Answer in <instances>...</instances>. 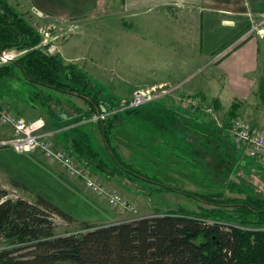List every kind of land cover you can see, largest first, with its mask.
<instances>
[{
  "label": "trees",
  "instance_id": "obj_1",
  "mask_svg": "<svg viewBox=\"0 0 264 264\" xmlns=\"http://www.w3.org/2000/svg\"><path fill=\"white\" fill-rule=\"evenodd\" d=\"M40 43V34L5 0H0V52L24 51L0 65V83L21 75L28 84L46 91L48 97L53 93L76 95L89 106L90 114L109 113L97 125L116 166L129 179L140 178L159 186V191L171 190L142 177L123 160L115 145L118 112L133 113L138 107L102 110L101 90L89 75L79 66L64 62L60 55L43 51L38 47ZM262 58L259 51L261 62ZM259 71L256 95L263 100L264 83ZM212 103L215 109L220 108L217 99ZM238 107V102L232 103L227 112L229 119L216 133L226 135L228 122ZM68 151L96 175H117L86 139H72ZM202 172L212 192H189L186 196L208 208L192 211L178 207L105 225L77 222L48 199L9 178L10 185L28 192L32 201L9 198L8 192L0 189V264H264V197L232 182L217 183L213 171ZM55 218L68 224L77 222L81 229L57 235Z\"/></svg>",
  "mask_w": 264,
  "mask_h": 264
},
{
  "label": "crops",
  "instance_id": "obj_2",
  "mask_svg": "<svg viewBox=\"0 0 264 264\" xmlns=\"http://www.w3.org/2000/svg\"><path fill=\"white\" fill-rule=\"evenodd\" d=\"M5 1L16 12L20 3L23 7L27 6L28 11L35 15V19L46 16L47 19L57 22L65 20L76 22V25H79L77 30L72 31L71 36L64 43L56 45V54L60 55L64 62L82 68L95 82L97 88L105 85L114 93L118 91L125 98L137 87L162 84L177 86L183 83L182 86L179 85L174 95L169 97L168 102L172 105L171 113L179 116L182 122L192 117L194 112L180 109L177 99L179 96L193 95H206L212 100L217 99L223 111L228 110L232 103L238 102L236 114L247 120L251 119L258 125L264 121V99L260 100L256 95L259 68L264 83V31L262 37L258 35L249 37L227 53L215 66L208 68L207 70L211 69L209 76L205 73L207 70L202 76L192 80H188L189 76L186 75L190 69V72L194 70L196 72L200 68L206 69V65L210 64V59L217 50L242 35L246 31L244 28L248 26V16L264 11V0H21L17 3L16 0ZM21 17L30 25L29 16L22 14ZM124 19L135 21L138 26L140 24L141 26L137 28L139 32L149 31L159 34L161 39L157 37L155 40L149 33L146 34H149L150 38L146 35V39L140 35L132 38L127 30L130 27L123 26ZM223 21H230L232 24H224ZM90 27H101L103 35L99 53L93 49L84 50L79 45V38L75 39L88 33L87 29ZM72 39H75L73 44L75 46L69 44ZM130 40L140 42L142 45L145 42L144 45L149 46L155 43L153 49L156 50H153L151 64L157 56L165 57L164 61L168 57L171 70H167L168 73L164 72V75H161L164 70L159 71L157 73L159 75H156L158 79L147 80L145 84L139 82L126 84L119 74L115 76L117 81L112 82L110 79L113 78L115 69L111 66L115 68L122 66L120 57L127 56V49L134 48L135 42L127 43ZM163 44V48L167 46L166 50H158L159 45ZM259 51L263 57L262 62L259 60ZM131 52L129 51V54ZM23 83L30 85L25 81ZM14 93L16 94L13 81L0 83V99L11 105L21 117L28 122L41 118L47 125L50 124L41 116L39 109L25 108L21 105L19 96H14ZM51 95L50 97L55 100L62 96L65 98L69 108L71 107L70 115L77 122L60 130L78 124L87 126L90 132L100 131L97 123L90 121L92 114L89 113V106L81 98L61 93ZM102 110H105L104 106ZM51 127L50 124L49 128L53 130ZM60 130H53L55 131L54 147L68 150L71 141L60 142V138L56 136ZM118 131L120 132V129ZM77 134L91 145L87 133L78 131ZM121 137L128 138L125 133H120L119 136L115 134V143L119 148L122 147L120 141L123 142ZM1 151L4 152L0 153L2 176L24 184L70 214L76 221L105 225L135 219L129 216V212L118 213L108 210L109 207L91 194L80 181L69 178L56 163L41 154L21 153L11 148H2ZM109 166L113 167L112 164ZM107 178L109 176H99L107 188L117 192L120 189L127 201L132 204L134 201L138 202L140 195L123 191L115 178Z\"/></svg>",
  "mask_w": 264,
  "mask_h": 264
},
{
  "label": "rangeland",
  "instance_id": "obj_3",
  "mask_svg": "<svg viewBox=\"0 0 264 264\" xmlns=\"http://www.w3.org/2000/svg\"><path fill=\"white\" fill-rule=\"evenodd\" d=\"M18 1L21 0H16V3ZM13 5H15V2H13ZM16 10L17 13L19 12V15L22 16L23 14L31 18L29 21L30 26H32L34 30L38 31L41 36V40L45 37L39 30L48 31L51 39L46 38V43L49 42V44L55 46L64 43L65 40L71 36V32L79 26L78 24L76 25V22L74 21L70 22L69 20H65L57 22L56 20L47 19L46 16L35 19V15L33 16L32 13L28 11V7H23L21 3ZM123 26L127 28L130 27L127 30H129L128 35L132 38L140 35L146 39L145 35L150 38L149 34H151L153 39L156 40L157 37L159 40L161 39L160 36H158L159 34L149 31L145 33L139 32L137 28L141 25L139 24L138 26L135 21L124 19ZM248 27L249 26L244 28V30ZM87 30L88 33L83 36L75 37V39L79 38V45L82 46L84 50L93 49L97 50L99 53V50L102 47L103 35L101 27H90V29L88 28ZM75 39L70 40L69 44L73 45L75 43ZM130 42L134 43L135 40L127 41V43ZM144 43L145 42H143L142 45L140 42H135L133 48V50L136 49L135 51L127 49V56L120 57L122 66H116V68L111 66L115 69L113 78L110 79L112 82L117 81L115 76L119 74L124 79L126 84L132 82L145 84V81L147 80L158 79L156 75H159L157 74L159 71L164 70L161 74L164 75V72L168 73L167 70H171L168 57H166V60L164 61L165 57L157 56L151 64L152 55H154L153 50H156L153 49V45L155 43H153L152 46L144 45ZM159 46L160 48L158 50H166L167 46L163 48L164 44ZM224 49L221 48L220 50H217V53L223 51ZM56 50L57 49L53 47L51 51H48V53L56 55ZM129 51L132 52L129 54ZM214 56L215 55L213 54L210 59V64L208 63L206 65V69L200 68L196 72L195 70L190 72V69L186 74L189 76L188 80L202 76L205 70L215 66V64L223 57L222 56L218 60H213ZM148 61H150V63H148ZM163 61L164 64H162ZM209 70L205 71L207 76L210 75ZM19 76V78L13 80L14 91L16 92V94L14 93L13 95L19 96V103L21 105H24L25 108L39 109L41 116L48 120L53 130H60L63 127L75 125L77 123L75 119H72L70 115L71 107L69 108V105L63 96L57 98V100L52 97H48L46 93H43V89L40 90L41 88L39 87L36 88L32 85H26L23 83L25 81L23 77L21 75ZM185 82L186 81H184V83ZM182 84L183 83L177 85L182 86ZM138 88L147 87H137L135 89ZM100 90V98L103 106L106 110H110L109 108H112L113 111H119L124 108L126 103L125 100H128L133 92V90L130 91L127 97L124 98L118 91L114 93L112 89L107 88L105 85L102 86ZM35 94H38V96ZM199 96L201 98V95ZM202 99L205 100L206 103L212 105L214 116L209 114L205 115L196 111L192 117H189V119H185L182 122V119L179 116L171 113L173 112L172 105L168 103L170 98L166 100L164 99L163 101L155 100L143 104L136 108L133 113H126L124 111L118 112V119L114 134L119 136L120 133H125V135L128 136V138L121 137V140H123V142L120 141L122 147L119 148L115 143L121 157L126 163L137 169L142 177H147L154 182L165 184L166 186L172 188L169 191H159V186L146 182L140 178H127L113 162L105 146L102 135H100V131L90 132L87 126L77 124L76 126L68 129L66 128L58 131L56 136L60 138V142L68 143L74 138H79L77 134L78 131L88 134L91 140V146L95 149V151L99 152L100 157L107 162V164H112L113 167L108 166L115 169L114 172H117V175L113 176V178H115L120 188L132 195H140L138 196V198L140 197L138 202L134 201L133 203L135 212H129V216L134 217L135 219L140 218L141 216L150 217L156 212H166L178 207L188 208L192 211H197L198 208L201 207L208 208L207 205L201 203L200 201L186 196L189 192H212L213 189L207 182L209 179L206 175L204 176L202 170L205 172H215L216 176L214 179L217 183L232 182L240 188L246 190L248 193H251L250 191H252L259 194L261 197H264V164L248 157L244 153L243 149L237 146L227 133L226 135L216 133L217 129H221L224 122L229 119L227 117L230 116L227 112L230 107L225 111H223L222 108L215 109L213 107L212 99L206 95L203 96ZM0 104L1 108L9 112L10 115L22 119L26 124L31 123L21 117L16 110L11 107V105L5 102L4 99H0ZM236 115L241 116L240 114ZM200 120L203 122H198ZM215 120L217 121L216 124L214 122ZM36 121L43 123L45 131H53L49 128L50 124L47 125L43 119L37 118ZM248 121L252 125H258V123L252 122L251 119H248ZM211 124L214 126L212 127ZM259 124L263 126L264 121ZM119 129L120 132L118 131ZM11 136V128L8 125H4L0 121V141L5 139L7 140ZM54 140V136L50 137V141L53 144ZM2 148L5 149V147H1L0 149ZM0 153L4 152L1 151ZM90 172L92 177H94L101 186L120 194L124 198L121 194L123 192L120 191V189V192H117L105 186L103 181L99 179V176L102 175H96L92 171ZM0 189L6 190L9 198H23L28 201H32V196L29 195L28 192H23L13 188L10 185L9 178H5L1 174ZM181 190L182 193L185 192V194L180 193ZM104 207L107 208L105 205ZM108 210L123 213L111 208ZM120 216L121 215H119V218ZM53 222L55 225V233L57 235L75 233L81 229V226L77 223L78 221L68 224L60 218H55Z\"/></svg>",
  "mask_w": 264,
  "mask_h": 264
},
{
  "label": "built area",
  "instance_id": "obj_4",
  "mask_svg": "<svg viewBox=\"0 0 264 264\" xmlns=\"http://www.w3.org/2000/svg\"><path fill=\"white\" fill-rule=\"evenodd\" d=\"M223 23L232 24L230 21H223ZM248 26L249 27L242 35L225 46V49L222 48L224 49L223 51L219 53L216 52L213 60H218L222 56L224 57L229 51L233 50L253 35L262 37L264 31V11L257 15H249ZM39 31L45 38L41 40L38 47L47 53L51 51L53 47L56 48L55 45L49 44V42L46 43V38L51 39L48 31ZM23 53L24 51H17L14 49L1 51L0 65L9 63ZM178 88L179 85L169 86L162 84L135 89L128 99L127 104L122 109H133L155 100H166L174 95ZM177 103L180 109L184 111H197L205 115L209 114L214 116L212 105L206 103L205 100L198 95L179 96ZM108 114L107 112L93 113L90 117V121L97 123L98 121L104 120ZM0 121L4 125H8L12 131V136L9 137V139L0 141L1 147L11 148L17 152H37L44 158L56 163L69 178L80 181L91 194L104 202L109 208L123 213L135 212L133 204L126 201L120 194L101 186L97 180L92 177L89 169L78 162L67 149H56L54 144L50 141V137L55 135V131H45L42 122L35 120L26 124L22 119L12 116L9 112L2 109L1 104ZM214 122L216 124L217 121L215 120ZM228 123L226 133L232 138L234 143L242 148L248 157L264 164V125H252L247 119L239 115L231 117Z\"/></svg>",
  "mask_w": 264,
  "mask_h": 264
}]
</instances>
